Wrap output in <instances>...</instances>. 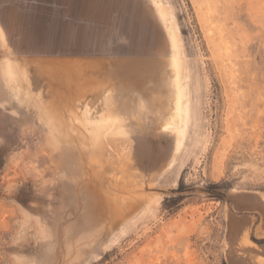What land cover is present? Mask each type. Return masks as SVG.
Wrapping results in <instances>:
<instances>
[{"label": "rangeland", "instance_id": "1", "mask_svg": "<svg viewBox=\"0 0 264 264\" xmlns=\"http://www.w3.org/2000/svg\"><path fill=\"white\" fill-rule=\"evenodd\" d=\"M161 2L0 0V264H264V0Z\"/></svg>", "mask_w": 264, "mask_h": 264}, {"label": "bare ground", "instance_id": "2", "mask_svg": "<svg viewBox=\"0 0 264 264\" xmlns=\"http://www.w3.org/2000/svg\"><path fill=\"white\" fill-rule=\"evenodd\" d=\"M154 3L157 7V11L159 13V16L161 17V19L163 20V22L166 24L167 28H168V31H169V35L170 37L172 38V40L174 41V37H175V34H174V31L172 29V26L170 25V21L168 20L165 12H164V9H163V6H162V2L161 0H154ZM178 49L176 47V45H174V48H173V52H174V64H175V69H176V73H177V77H176V90H177V93L179 92L178 89L180 88V85H179V77H180V60L178 58ZM56 59V58H55ZM56 61V60H55ZM47 62V61H45ZM49 62V61H48ZM83 62V61H82ZM68 63V62H67ZM44 64V63H43ZM56 64V63H55ZM60 64V63H59ZM61 65V69L57 70L56 68L52 67V66H47L43 69V66H41V68L43 69V71L46 73V74H49L53 77V79H59L60 81H66L68 79V74H65L63 69H65L64 65L65 64H60ZM72 65V64H71ZM59 66V65H58ZM56 67V66H55ZM60 67V66H59ZM38 68V67H37ZM46 69V70H45ZM85 69V68H84ZM70 73V72H69ZM75 73V72H74ZM72 74V73H71ZM40 76V75H39ZM66 78V79H65ZM72 79V78H71ZM58 80V81H59ZM60 84V83H59ZM67 85V84H66ZM61 87V86H60ZM179 110L182 111V109L179 108V104L177 105V109L176 111L179 112ZM183 116V115H182ZM182 116H181V113H180V120L182 119ZM182 144V142L180 143V145Z\"/></svg>", "mask_w": 264, "mask_h": 264}, {"label": "trees", "instance_id": "3", "mask_svg": "<svg viewBox=\"0 0 264 264\" xmlns=\"http://www.w3.org/2000/svg\"><path fill=\"white\" fill-rule=\"evenodd\" d=\"M213 188H217L219 190V185L215 184L212 185ZM183 188V181L181 180L180 182V186L173 191V195L172 197L166 198L164 200V206L166 209L170 210V211H175L180 209L181 203L184 201L185 197L181 194ZM210 197L211 198H215V199H223L225 197V195L223 193H221L220 191H215L214 193H210Z\"/></svg>", "mask_w": 264, "mask_h": 264}]
</instances>
